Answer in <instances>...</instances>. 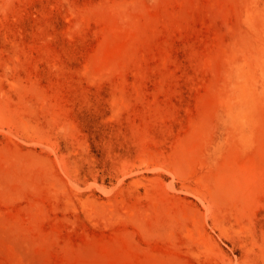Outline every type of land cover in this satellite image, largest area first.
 <instances>
[{"label":"rangeland","instance_id":"obj_1","mask_svg":"<svg viewBox=\"0 0 264 264\" xmlns=\"http://www.w3.org/2000/svg\"><path fill=\"white\" fill-rule=\"evenodd\" d=\"M0 264H264V0H0Z\"/></svg>","mask_w":264,"mask_h":264}]
</instances>
